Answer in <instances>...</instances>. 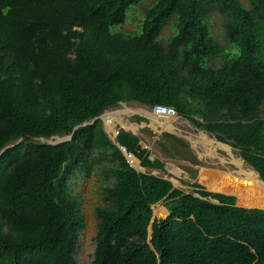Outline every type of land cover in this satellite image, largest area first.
Here are the masks:
<instances>
[{
    "label": "trees",
    "instance_id": "obj_1",
    "mask_svg": "<svg viewBox=\"0 0 264 264\" xmlns=\"http://www.w3.org/2000/svg\"><path fill=\"white\" fill-rule=\"evenodd\" d=\"M142 1L0 0V151L14 144L0 153V264H77L84 222L67 181L101 162L112 183L94 207L89 264H264V209L137 172L101 119L56 145L31 141L71 134L120 102L166 105L239 149L264 181V0H155L125 35ZM214 11L230 50L211 36ZM115 142L163 170L137 136L120 130Z\"/></svg>",
    "mask_w": 264,
    "mask_h": 264
},
{
    "label": "rangeland",
    "instance_id": "obj_2",
    "mask_svg": "<svg viewBox=\"0 0 264 264\" xmlns=\"http://www.w3.org/2000/svg\"><path fill=\"white\" fill-rule=\"evenodd\" d=\"M154 1L155 0H144L139 3L133 10L129 12V19L125 24L119 27L120 30L125 35H130L137 31L139 23L142 20L144 9L151 5ZM241 2L245 7H249L246 0H241ZM209 21L211 36L217 42H219L220 45L224 46V48L230 50V46L224 37V29L222 26L223 17L218 12L214 11L211 13ZM172 32L173 29L171 23L162 30L160 36L158 37L159 41L163 45H166L167 39L172 35ZM221 62V58H212L208 61V66L217 69L220 67ZM127 108L131 110L142 109L144 111H148V113L150 111V107L148 108V106L141 105L137 102H122L105 110L101 114V120L103 121L105 117L103 114L105 112H110L111 115V112L120 111ZM119 117L120 121L116 119L119 123L118 125H122L123 127H126L125 124H132L134 126L136 125L138 131L143 132L146 137H148L149 144H147V146L149 147L150 158L158 159L162 161L164 165L163 170L139 168V171L154 172L156 176L171 179L175 184V188H178L185 193H189L194 190L193 187H191L193 183L199 184L206 190V187L200 183L199 180V174L202 168L208 167L219 168L221 170H233V166L231 164L222 165L219 163L218 157H225L229 159V155L226 151L215 147H209V149H207L201 145L193 147V144L189 138L194 139L200 131L204 132L207 136L213 139H215V135L200 128H196L191 122L182 117L169 120L171 121L172 125H174V132L161 129L159 125L152 121L150 116L142 113L141 111L120 114ZM137 117L141 118L142 120H137ZM144 125L150 126L151 129L148 128L147 130L149 131H145L144 128L146 127H142ZM153 127H155V129ZM108 129L109 128L106 127L105 130L107 131ZM167 132L173 137L163 136V134H167ZM64 136L65 135L54 136L48 138L47 140L35 138L31 141L34 143H47V141L55 142ZM175 138H177L179 141H177ZM226 145L232 149L235 156L240 158L247 167L251 168L241 158L239 149L234 148L229 144ZM207 151L212 152L213 156H208L206 158L203 157V153H206ZM96 156H98V153L92 154L91 158L93 159ZM104 165V162L94 164L91 165L89 172H86L85 170L82 172L75 171L70 177H68L67 183L70 193L72 195H76L79 198L81 214L84 222V227L79 232L76 243L75 258L77 264L90 263L91 255L95 246L93 238L96 234L97 224L96 215L93 213L94 207L108 204L104 198L103 186L111 185L112 180L106 179V175L103 171ZM158 208H163V210L166 211L163 202L155 204L152 208L153 218L160 220L166 219L167 215L162 216L160 213L158 214V212L155 211ZM166 212L168 214V211Z\"/></svg>",
    "mask_w": 264,
    "mask_h": 264
},
{
    "label": "bare ground",
    "instance_id": "obj_3",
    "mask_svg": "<svg viewBox=\"0 0 264 264\" xmlns=\"http://www.w3.org/2000/svg\"><path fill=\"white\" fill-rule=\"evenodd\" d=\"M136 111H141L148 116L150 114L148 111L142 109L131 110L127 108L115 111L111 115L120 121V114L133 113ZM153 118H155V121L159 124L161 129L174 132V125L169 121L171 119L159 120L155 116ZM125 126L127 127L128 125L125 124ZM189 139L193 147L201 145L207 149H209V147H215L226 151L229 155V159L218 157L219 163L222 165L231 164L233 166V170H221L219 168L208 167L202 168L200 170L199 180L200 183L206 187V190L233 195L236 199L237 206L240 207L264 209V183L260 180L255 170L247 167L240 158L235 156L228 145L217 141L216 138H210L202 131H200L194 139ZM212 154V152L207 151L203 153L202 156L206 158L208 156H213ZM129 161L132 166L139 169V163L134 156L129 157ZM155 211L162 216L167 215V212L164 211L163 208H158Z\"/></svg>",
    "mask_w": 264,
    "mask_h": 264
},
{
    "label": "built area",
    "instance_id": "obj_4",
    "mask_svg": "<svg viewBox=\"0 0 264 264\" xmlns=\"http://www.w3.org/2000/svg\"><path fill=\"white\" fill-rule=\"evenodd\" d=\"M151 113L157 117L159 120H165V119H177L179 118L178 113L176 110L171 106L166 105H154L150 108ZM113 112H111L112 114ZM105 117L103 119L104 127H108L109 129L106 131L108 136L111 139H116L117 135L119 134L120 130H125L130 132L132 124H128L127 127H123L122 125H118L116 118H114L112 115H110V112H105L103 114ZM129 157L132 155L129 154ZM129 157L127 159H129Z\"/></svg>",
    "mask_w": 264,
    "mask_h": 264
},
{
    "label": "water",
    "instance_id": "obj_5",
    "mask_svg": "<svg viewBox=\"0 0 264 264\" xmlns=\"http://www.w3.org/2000/svg\"><path fill=\"white\" fill-rule=\"evenodd\" d=\"M150 114H149V116L151 117V118H153L154 117V115L151 113V112H149ZM102 118V116L100 115V116H98V117H95V118H93L90 122H84V123H82V124H80V125H77V126H75L74 128H73V130L70 132L71 134H68V135H65L64 137H62V138H59L57 141H53V142H51V141H47V143H45V144H49V145H56V144H59V143H62V142H65V141H68V140H71L72 139V135H73V131H75L77 128H79L80 126H84V125H87V124H91V123H93L95 120H97V119H101ZM104 132H106V130H104ZM107 133V132H106ZM40 139H45V138H40ZM47 140V139H46ZM111 140H113V139H111ZM113 142H114V144L121 150V152H122V154L125 156V158H126V160H127V162H128V164L130 165V167H132L134 170H136V171H138L139 169L138 168H136V167H134V166H132V164H131V162L129 161V159H127L128 157H129V155H128V153H127V151L125 150V148H123V147H121L117 142H115V140H113ZM224 144V143H223ZM14 144H11V145H7L6 147H4L1 151H0V153H2L5 149H7V148H10V147H12ZM139 168H140V166H139ZM258 174V173H257ZM259 176V175H258ZM167 179V178H166ZM168 181H170L171 183H172V185H173V187H175V184L173 183V181L171 180V179H167ZM261 180V179H260ZM262 181V180H261ZM263 183H264V181H262ZM206 191H208V190H206ZM208 192H211V191H208ZM212 193H217V192H212ZM220 194H224V193H220ZM224 195H230V194H224ZM235 206H237V204H235ZM240 207V206H239ZM244 208H246V207H244ZM260 209V208H259ZM169 215V213L167 214V216Z\"/></svg>",
    "mask_w": 264,
    "mask_h": 264
},
{
    "label": "crops",
    "instance_id": "obj_6",
    "mask_svg": "<svg viewBox=\"0 0 264 264\" xmlns=\"http://www.w3.org/2000/svg\"><path fill=\"white\" fill-rule=\"evenodd\" d=\"M144 106H145V105H144ZM148 108H149V106H148ZM179 117H180V116H179ZM152 121H153L154 123H156L157 125H159V124L155 121V118H152ZM142 127H146V128H144L145 131H149V130H147L148 128L151 129V127L148 126V125H144V126H142ZM155 127H156V126H155ZM155 127H153V128L155 129ZM153 128H152V130H153ZM124 131H125V130H124ZM137 131H138L137 126H136V125H135V126L132 125V126H131V130H130V133H131L132 135L138 137L140 147H141L142 149H145V150L149 153V147L147 146V144H149L148 137H146V135H145L143 132H139V131L137 132ZM127 132H128V131H127ZM167 134H168V132H167ZM169 135H170V134H169ZM171 136H172V135H171ZM137 160H138V159H137ZM149 160L154 161V160H158V159H151V158H150V153H149ZM158 161L161 162V163L163 164L162 161H160V160H158ZM138 163H139L140 168H146V169H150V170L156 169V168L142 167V166L140 165V161H139V160H138ZM163 168H164V165H163ZM137 172H140V171L138 170ZM140 173L156 176V175L154 174V172H140ZM157 177H160V176H157ZM160 178L166 179L165 177H160ZM166 180H167V179H166ZM173 188H175V187H173ZM227 196H233V195H227ZM233 198H234V197H233ZM215 202H216V201H215ZM235 204H236V202H235Z\"/></svg>",
    "mask_w": 264,
    "mask_h": 264
},
{
    "label": "clouds",
    "instance_id": "obj_7",
    "mask_svg": "<svg viewBox=\"0 0 264 264\" xmlns=\"http://www.w3.org/2000/svg\"><path fill=\"white\" fill-rule=\"evenodd\" d=\"M120 103H122V102H120ZM151 108V107H150ZM149 112H151V111H149ZM106 129V128H105ZM111 139V138H110ZM113 140H115V139H113Z\"/></svg>",
    "mask_w": 264,
    "mask_h": 264
}]
</instances>
